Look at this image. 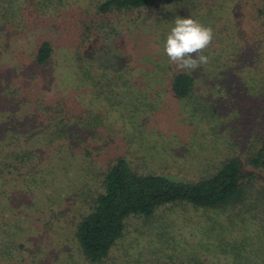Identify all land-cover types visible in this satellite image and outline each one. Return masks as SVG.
Returning a JSON list of instances; mask_svg holds the SVG:
<instances>
[{"label":"rangeland","instance_id":"374dc122","mask_svg":"<svg viewBox=\"0 0 264 264\" xmlns=\"http://www.w3.org/2000/svg\"><path fill=\"white\" fill-rule=\"evenodd\" d=\"M2 1L3 7L11 10L7 15L22 16L31 28L7 26L5 32L22 30L46 35L60 47L64 40L70 44L72 38H80L85 24L91 28L100 24L106 45L97 58L105 66L113 65L112 75L139 70L147 77L131 78V85H97L95 97L84 92L80 106L96 111L92 113L96 114L94 117L81 113L80 107L73 112L89 121L96 119V125L91 121L88 125L93 126L82 134L85 144L70 140L72 144H63L62 150L51 144L37 157L36 138L32 134L35 130L29 128L30 104H15L21 96L19 79L0 66V179L4 184L0 186V264H73L76 257L66 251L73 246L72 221L94 203L93 186L97 185L100 191L104 169L116 158L124 159L140 173H162L171 179L192 181L208 177L223 162L236 157L240 162L241 185L246 191H255L263 182L264 170L247 161L264 140V95L258 87L261 76L256 65L243 61L244 53L249 55L261 43L258 45L255 39L242 41L247 33L242 1L216 0L211 6V0H155L145 8L106 15L95 12L96 4L102 0ZM37 1L45 3L42 11L32 6ZM227 12L231 13L230 19ZM176 17H190L213 27L209 47L218 45L215 38L234 30L233 34L241 40L232 52L226 44L223 57L229 58L228 63L222 66L220 60L215 67L214 57H209L208 64L191 72L171 63L163 46ZM231 20L234 25L229 31L227 25ZM85 48L89 51V45ZM5 55H0V65L12 64L11 68H15V63L8 62ZM152 61L157 65H153L159 73L157 79L148 77L153 76L148 72ZM227 65L230 67L223 71L226 73L212 74V69L222 72ZM176 71L192 75L193 85L187 97H176L169 89L168 77ZM70 84L50 85L55 88L54 97L82 94L80 86ZM74 102L78 103L72 98L69 104ZM73 127L69 125L70 130ZM22 131H27L21 135L33 143L29 156V144L19 136ZM6 132L18 135V139L11 141L12 135ZM80 135L78 132V140ZM215 213L211 209L188 211L180 205L161 207L148 219H126L121 243H146L144 253L152 260L157 255L153 248L160 245L164 248L177 244L180 250L190 251L200 248L196 245L200 243L208 251H217L220 237L227 241L235 231L246 236L260 232L258 224L262 217L255 215L253 209L239 216L225 213L221 218ZM227 216L234 218L231 223L226 222ZM62 247L64 254L57 253ZM56 255L59 259L53 261ZM134 257L137 258L136 254Z\"/></svg>","mask_w":264,"mask_h":264},{"label":"trees","instance_id":"16d2710c","mask_svg":"<svg viewBox=\"0 0 264 264\" xmlns=\"http://www.w3.org/2000/svg\"><path fill=\"white\" fill-rule=\"evenodd\" d=\"M154 1L102 0L96 4L95 12L100 15H106L112 12L141 9L150 6ZM211 1L212 6L216 0ZM231 1L233 0L228 2L230 3ZM240 1H242L241 4L244 7L243 18L247 23V28H245L247 33L242 41L245 43L250 41V39H255L258 45L261 43V48L255 49L249 55L247 52L244 53L243 61L251 62L258 67L257 71L261 76L258 87L264 95V0ZM8 3L10 4L11 1ZM3 4L4 2L1 0L0 55L6 54V60L14 62L15 68H11L12 64H2L0 66H5L11 71L14 78L19 79L21 96L19 102L15 104L17 106L23 104L28 106L30 104L28 106L31 119L29 128L30 130L32 128L35 130V133L32 134L36 138L37 157H39L40 152L45 147L51 144H54V148L60 147V150H62L63 144H72L70 140L76 144L77 141L78 144H85L84 135L82 134L93 126L88 124L96 119L89 121L84 116H74L73 112L75 107H80L81 113H87L90 117H94L96 114L92 113L96 111L92 108L87 109L85 106H80L79 102L83 98L84 92H89L92 97H95L98 93L97 85H131V78L143 80L147 77L142 74L145 72L136 70L137 72L135 71L134 74L115 73L112 75L111 69L113 65L105 66V63L97 58L99 50L106 45L104 34L102 35L104 31L102 28L104 27L100 24L94 28L85 24L80 38H72L70 44L64 40V45L60 47L55 46V43L46 35L40 36L33 34L31 31L26 33V31L22 30L19 33L5 32L4 29L7 26L16 29L25 27L30 30L31 28H29L28 20H25L22 16L10 17V15H7L11 10L3 7ZM9 4L8 7L10 6ZM44 4L37 1L32 6L35 10L42 11ZM175 12L177 13V11ZM227 13L230 19L231 13ZM233 21L231 20L227 25L230 29L229 31H232ZM212 30L214 31L213 27ZM233 31L215 38L214 41L218 42V45L215 46L218 48L216 52L214 50L215 47H209L212 49L210 51L208 48L204 50L203 53H207L204 55H208L210 59L214 57L215 67L220 60L222 66H225L229 61V58H227V61L223 57L226 44H229V52H232V48L236 47L237 41L241 40L233 34ZM31 36L32 38L30 39ZM241 36L242 34H240ZM75 39L76 41L73 42ZM87 45H89V51L85 48ZM218 52H220V55ZM210 54L212 55L209 56ZM153 65H155V61L150 63L151 71H148L153 76L148 75V77L157 79L159 73L154 69ZM229 67L228 65L224 67L222 72H214L215 69H212L211 72L214 76H219L226 73V71H223ZM162 68L166 69L165 66ZM216 70L218 69L216 68ZM168 78L169 89L173 95L180 98L189 96L193 85L192 75L189 72L176 71L171 73ZM66 82H71V86H80V90H83L82 94L78 96L67 93L69 98L63 96V94L54 97L55 88L52 86H63ZM51 97L53 98L52 102H50ZM72 98L77 100L78 103L74 102L73 105H70L69 102ZM70 124L74 125L73 130L69 129ZM93 124L96 125V122L94 121ZM68 131L72 132L73 135H70ZM78 132H81L79 140ZM22 133H27V131L20 132L19 136L24 139L25 144H29L28 152L26 151L27 156H29L33 143L31 139L29 141L26 136H22ZM10 135H12L11 141L18 139V135ZM61 141L63 143H60ZM82 146H80V150H82ZM83 152L85 151L83 150ZM247 161L253 167L264 170V140L261 141L260 148L252 153ZM104 170L105 173L99 181L100 191L98 192L97 185L93 186L92 189L95 192L92 194V202L94 203L91 204L85 213H82L77 219L72 221L74 222L72 223L71 239L73 246L66 248L67 252H71L76 257V260H72L71 263L264 264V233L261 231H264V179L258 189L252 192L246 191L241 185L240 162L236 157L229 158L223 162L208 177L192 181L171 179L162 173H140L131 168L122 158H116L114 162L107 164ZM1 182L2 180L0 179V186H4ZM168 205H180L187 208L188 211L211 209L216 212L214 215L220 218L226 216L225 213L238 214L239 216V213L246 214L247 211L253 209L255 215L259 213L262 217L261 223L258 224L260 232L256 231L246 236L240 235L238 234L239 232L235 231L236 234L234 233L231 239L227 241L220 237L217 251L215 249L208 251V247L200 243L196 244L200 248L196 250L190 249V251L180 250V245L177 244L164 248L163 245H160L153 248L152 252L157 255L152 260H148L146 253H144V248L147 246L146 243L139 244L133 241L128 242L131 245L121 243L122 239H124L126 219L132 217L148 219L157 209ZM232 209H235L234 212ZM233 219V217H225L227 223H231ZM207 225L211 228V224ZM253 238L254 242H252ZM204 247H207L208 250ZM133 248L136 249L135 252ZM115 249L120 250L114 252ZM129 251L132 253L130 254ZM57 253L64 254V247ZM135 254L137 258L134 257ZM57 259H59L58 255L53 258V261Z\"/></svg>","mask_w":264,"mask_h":264},{"label":"clouds","instance_id":"9594fccd","mask_svg":"<svg viewBox=\"0 0 264 264\" xmlns=\"http://www.w3.org/2000/svg\"><path fill=\"white\" fill-rule=\"evenodd\" d=\"M164 42V53L169 61L181 70L195 71L209 63L202 54L213 40V30L190 17H176Z\"/></svg>","mask_w":264,"mask_h":264}]
</instances>
